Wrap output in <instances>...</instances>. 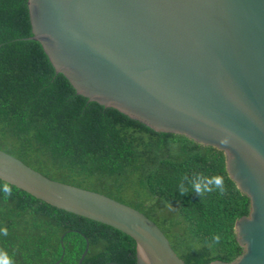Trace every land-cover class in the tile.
<instances>
[{"label": "water", "instance_id": "95a60500", "mask_svg": "<svg viewBox=\"0 0 264 264\" xmlns=\"http://www.w3.org/2000/svg\"><path fill=\"white\" fill-rule=\"evenodd\" d=\"M28 7L31 38L79 94L225 152L250 212L235 224L243 253L209 264H264V0H28ZM0 179L128 234L137 264H187L131 205L51 179L3 149ZM88 250L87 241L79 264Z\"/></svg>", "mask_w": 264, "mask_h": 264}, {"label": "trees", "instance_id": "16d2710c", "mask_svg": "<svg viewBox=\"0 0 264 264\" xmlns=\"http://www.w3.org/2000/svg\"><path fill=\"white\" fill-rule=\"evenodd\" d=\"M32 35L28 0H0V149L144 212L187 264L240 256L235 224L250 199L229 175L225 152L79 94ZM213 177L222 178V192L195 191ZM2 229L0 261L9 264H79L87 241L82 264H137L128 234L0 179Z\"/></svg>", "mask_w": 264, "mask_h": 264}, {"label": "clouds", "instance_id": "9594fccd", "mask_svg": "<svg viewBox=\"0 0 264 264\" xmlns=\"http://www.w3.org/2000/svg\"><path fill=\"white\" fill-rule=\"evenodd\" d=\"M194 188L197 193H202L203 191L211 192L213 191V188L219 189L221 192L223 191V180L221 177H213L210 179H207L206 181L201 179L199 182L194 183ZM5 192H8L9 189L7 186L4 188ZM0 234L7 235V230L2 229L0 230ZM2 264H9V260L4 259L2 261Z\"/></svg>", "mask_w": 264, "mask_h": 264}]
</instances>
